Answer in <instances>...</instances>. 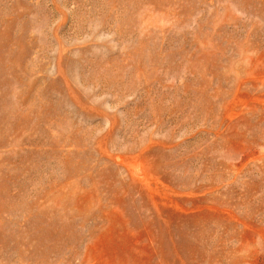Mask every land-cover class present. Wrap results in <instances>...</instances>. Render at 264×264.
<instances>
[{
	"label": "rangeland",
	"instance_id": "374dc122",
	"mask_svg": "<svg viewBox=\"0 0 264 264\" xmlns=\"http://www.w3.org/2000/svg\"><path fill=\"white\" fill-rule=\"evenodd\" d=\"M0 264H264V0H0Z\"/></svg>",
	"mask_w": 264,
	"mask_h": 264
}]
</instances>
